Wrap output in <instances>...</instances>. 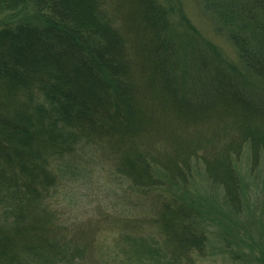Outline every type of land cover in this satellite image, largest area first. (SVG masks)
<instances>
[{
    "label": "trees",
    "instance_id": "trees-1",
    "mask_svg": "<svg viewBox=\"0 0 264 264\" xmlns=\"http://www.w3.org/2000/svg\"><path fill=\"white\" fill-rule=\"evenodd\" d=\"M206 1L235 57L167 0H0L22 13L0 25V264H108L105 226L114 264H193L208 243L196 164L230 212L248 207L264 0ZM81 183L105 195L67 198Z\"/></svg>",
    "mask_w": 264,
    "mask_h": 264
},
{
    "label": "rangeland",
    "instance_id": "rangeland-1",
    "mask_svg": "<svg viewBox=\"0 0 264 264\" xmlns=\"http://www.w3.org/2000/svg\"><path fill=\"white\" fill-rule=\"evenodd\" d=\"M167 1L179 5L203 36L215 43L226 55L235 57L231 44L215 29L218 17L214 15V6L211 10L206 5V0ZM21 14L20 11L0 14V25ZM247 161L246 155H243L238 166L247 188L248 207L236 215L224 206L222 190L212 189L202 166L195 165L194 177L187 194L195 197L205 208L208 243L205 254L196 256L193 264H264V163H261L254 174H250ZM81 184L76 190L68 191L67 198L73 197L80 203H86L91 198H96L94 195L97 193L105 195L102 189H97V183L91 189L86 188L85 183ZM103 228L96 252L98 255L102 253L108 264L117 263L116 258L112 259L115 249L114 236L108 230L111 227Z\"/></svg>",
    "mask_w": 264,
    "mask_h": 264
}]
</instances>
